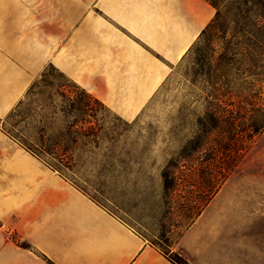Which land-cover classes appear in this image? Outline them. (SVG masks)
<instances>
[{
  "label": "crops",
  "instance_id": "obj_1",
  "mask_svg": "<svg viewBox=\"0 0 264 264\" xmlns=\"http://www.w3.org/2000/svg\"><path fill=\"white\" fill-rule=\"evenodd\" d=\"M215 16L207 0H0V120L53 66L133 121ZM171 251L264 264V198L227 183ZM0 264L173 263L0 124Z\"/></svg>",
  "mask_w": 264,
  "mask_h": 264
},
{
  "label": "rangeland",
  "instance_id": "obj_2",
  "mask_svg": "<svg viewBox=\"0 0 264 264\" xmlns=\"http://www.w3.org/2000/svg\"><path fill=\"white\" fill-rule=\"evenodd\" d=\"M215 9L216 22L137 119H122L49 66L0 120L21 143L70 148L62 163L70 166L71 158L72 171L64 172L163 252H172L227 183L264 198V177L254 176L264 175V0H221ZM212 113L229 122L246 117L263 129L242 147L222 139L238 127L208 126L207 134L200 122ZM227 146L231 156L218 153Z\"/></svg>",
  "mask_w": 264,
  "mask_h": 264
},
{
  "label": "trees",
  "instance_id": "obj_3",
  "mask_svg": "<svg viewBox=\"0 0 264 264\" xmlns=\"http://www.w3.org/2000/svg\"><path fill=\"white\" fill-rule=\"evenodd\" d=\"M214 8H217L220 6L221 0H207ZM219 12L216 13L215 18L213 19V21L208 25V27L203 31V33L209 28V26H211L212 24H214L218 18ZM202 33V35H203ZM201 35V36H202ZM44 75V74H43ZM76 84V83H75ZM80 87V86H79ZM81 88V87H80ZM84 90V89H83ZM85 91V90H84ZM86 92V91H85ZM87 93V92H86ZM89 94V93H88ZM90 95V94H89ZM93 97V96H92ZM94 98V97H93ZM97 100V99H96ZM98 101V100H97ZM99 102V101H98ZM101 103V102H100ZM215 107H219V105L215 104ZM243 118V119H242ZM241 119H239L237 121L233 120L232 122H229L228 120H224L221 119V117H217L215 116V114H208V117L206 119L205 123L200 122L201 125H204L205 127V131L207 132V134L210 132V130L208 129V126L212 127V129H216V128H221L223 126H230L233 130H236V128L238 127L239 129H241L240 131H238L236 134L232 135L231 137L228 138H222V139H228V141H236L238 143H240V146H244L246 141H250L255 135H258L262 129L263 126L260 125V123L252 120V119H248L246 117H242ZM207 140L210 136L206 135ZM21 143V142H20ZM29 152H31L33 155L39 157L41 160H43L48 166H50L53 170L58 171L65 179L72 181V178H70L63 170L62 167H66L69 171H72V159L70 158V166L69 165H65L64 163H62L64 161V159L67 157L66 154L68 153V151L70 150V148L65 147L63 144H61L60 142H55L54 143V150L50 151L51 148H49L48 150H45L42 146L40 147L39 144H26V143H21ZM42 144L44 145V141L42 142ZM63 145V146H62ZM60 147H63L64 149V154L60 155L59 157L55 156L57 154V149H60ZM233 150L229 148V146L227 147H223L222 150H218V153H220L222 156H231L232 155ZM237 152V151H236ZM235 153V152H234ZM45 154H49V156H51V158L54 161H57L58 163H54L51 160H48L45 156ZM226 172V169H223ZM230 171L232 169H229ZM224 183V181H222L220 183V185L217 187L216 190H218L221 185ZM73 184L75 186H77L78 188H80L78 185H76L74 182ZM81 189V188H80ZM215 193V192H214ZM214 197V194L210 195V197L207 198L205 204L200 208L198 214L196 217H198L201 212L206 208V206L210 203V201L212 200V198ZM193 223V222H192ZM22 247L24 248H28L29 245H27L26 243L22 244ZM164 254L167 256L168 260L171 261L173 264H190L183 256L174 253V252H164Z\"/></svg>",
  "mask_w": 264,
  "mask_h": 264
}]
</instances>
